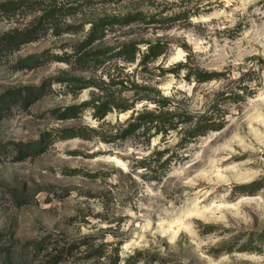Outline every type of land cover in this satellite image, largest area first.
<instances>
[{"label":"clouds","instance_id":"obj_1","mask_svg":"<svg viewBox=\"0 0 264 264\" xmlns=\"http://www.w3.org/2000/svg\"><path fill=\"white\" fill-rule=\"evenodd\" d=\"M11 219L0 264H264V0H0Z\"/></svg>","mask_w":264,"mask_h":264},{"label":"rangeland","instance_id":"obj_2","mask_svg":"<svg viewBox=\"0 0 264 264\" xmlns=\"http://www.w3.org/2000/svg\"><path fill=\"white\" fill-rule=\"evenodd\" d=\"M16 222L14 219H11L5 223L4 230L0 232V241H4L6 239H10L15 234ZM27 258V250L22 249L20 253L21 261L26 260Z\"/></svg>","mask_w":264,"mask_h":264}]
</instances>
